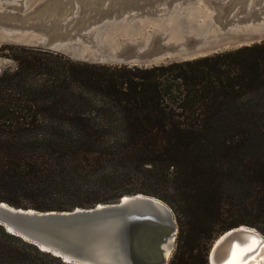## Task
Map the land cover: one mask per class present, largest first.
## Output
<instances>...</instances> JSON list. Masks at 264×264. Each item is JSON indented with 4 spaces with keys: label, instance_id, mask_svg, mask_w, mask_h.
Listing matches in <instances>:
<instances>
[{
    "label": "trees",
    "instance_id": "trees-1",
    "mask_svg": "<svg viewBox=\"0 0 264 264\" xmlns=\"http://www.w3.org/2000/svg\"><path fill=\"white\" fill-rule=\"evenodd\" d=\"M0 56L14 63L0 70V201L154 196L178 227L167 264H208L241 224L264 235V155L249 149L264 141V41L149 67L15 45ZM0 264L72 263L0 226Z\"/></svg>",
    "mask_w": 264,
    "mask_h": 264
},
{
    "label": "rangeland",
    "instance_id": "rangeland-1",
    "mask_svg": "<svg viewBox=\"0 0 264 264\" xmlns=\"http://www.w3.org/2000/svg\"><path fill=\"white\" fill-rule=\"evenodd\" d=\"M60 1L0 0V47L45 44L51 25L64 27L66 35L57 45L64 46L70 54L63 50L55 52L75 61H79L77 55L82 54L104 57L102 62L88 61L100 64H110L106 60L120 54H150L158 48H166L158 54L161 59L166 58L159 64H166L183 61L176 56L195 48L221 44L209 52L213 54L264 41V37L252 41V37L264 32V0H141L140 5L129 12L91 21L83 18L84 6L80 0H68V13L61 16ZM110 1L113 0H105ZM78 25L81 28L78 29ZM13 66L12 59L0 56V70ZM249 149L254 156L264 155V141H253ZM126 185L134 186L135 179H130ZM74 199L51 194L38 197L36 201L47 209L67 210ZM18 200L27 201L22 196ZM176 229L173 249L177 224Z\"/></svg>",
    "mask_w": 264,
    "mask_h": 264
},
{
    "label": "water",
    "instance_id": "water-1",
    "mask_svg": "<svg viewBox=\"0 0 264 264\" xmlns=\"http://www.w3.org/2000/svg\"><path fill=\"white\" fill-rule=\"evenodd\" d=\"M119 1L106 3L105 0H80L84 6L83 18L91 21L126 13L140 5L141 0ZM60 4L63 16L68 13L70 2L61 0ZM65 35L64 27L51 25L47 30V42H38L34 46L69 53L64 46L57 45ZM220 45L199 50L195 48L176 58L184 61L209 55L211 50L218 49ZM162 50L166 48L155 49L151 55L120 54L106 61L110 64L148 67L165 61L166 58L158 56ZM77 57L79 61L85 62H102L105 59L89 54ZM0 226L40 250L72 264H167L173 246L165 253L163 245L168 243L169 237L174 240L177 230L170 207L162 200L142 193L122 195L109 203L69 210L21 208L0 201ZM246 234L257 240L256 246L250 251L258 256L264 249V235L254 227L241 224L225 230L212 241L207 252L208 264H211V260L221 258L231 243L243 245L247 241ZM258 264H264V260H259Z\"/></svg>",
    "mask_w": 264,
    "mask_h": 264
},
{
    "label": "bare ground",
    "instance_id": "bare-ground-1",
    "mask_svg": "<svg viewBox=\"0 0 264 264\" xmlns=\"http://www.w3.org/2000/svg\"><path fill=\"white\" fill-rule=\"evenodd\" d=\"M246 238L247 241L243 245H238L235 242L231 243L226 247L224 255L218 258V260H211V264H258L259 260L263 262L264 249L258 256H254L250 250L256 246L257 240L249 235H247ZM172 241V237H169L168 243L163 245L165 253L171 250Z\"/></svg>",
    "mask_w": 264,
    "mask_h": 264
},
{
    "label": "crops",
    "instance_id": "crops-1",
    "mask_svg": "<svg viewBox=\"0 0 264 264\" xmlns=\"http://www.w3.org/2000/svg\"><path fill=\"white\" fill-rule=\"evenodd\" d=\"M261 22V21H260ZM260 24V23H259ZM261 37H264V32L262 33V34H258V35H256V36H254V38L252 37V41H255V40H257L258 38H261ZM262 39H264V38H262ZM251 41V40H250Z\"/></svg>",
    "mask_w": 264,
    "mask_h": 264
}]
</instances>
